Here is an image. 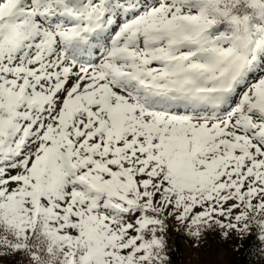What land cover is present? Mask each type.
I'll return each mask as SVG.
<instances>
[{
    "label": "snow or ice",
    "instance_id": "1",
    "mask_svg": "<svg viewBox=\"0 0 264 264\" xmlns=\"http://www.w3.org/2000/svg\"><path fill=\"white\" fill-rule=\"evenodd\" d=\"M173 230L264 264V0H0V264H169Z\"/></svg>",
    "mask_w": 264,
    "mask_h": 264
},
{
    "label": "trees",
    "instance_id": "2",
    "mask_svg": "<svg viewBox=\"0 0 264 264\" xmlns=\"http://www.w3.org/2000/svg\"><path fill=\"white\" fill-rule=\"evenodd\" d=\"M174 235L175 238L172 239L170 237L169 241V264H182L181 241H185L187 244L196 243L206 252L222 248L229 257L230 264H251V261L255 259L249 256V250H251L256 243L254 240H248L244 250L241 252L237 250V245H243L244 241L231 236L228 239H222L217 233L207 234L197 243L181 231L175 232Z\"/></svg>",
    "mask_w": 264,
    "mask_h": 264
},
{
    "label": "rangeland",
    "instance_id": "3",
    "mask_svg": "<svg viewBox=\"0 0 264 264\" xmlns=\"http://www.w3.org/2000/svg\"><path fill=\"white\" fill-rule=\"evenodd\" d=\"M170 232V237L175 238L174 233ZM182 264H230V259L222 248L212 251H203L201 247L194 244H187L181 241Z\"/></svg>",
    "mask_w": 264,
    "mask_h": 264
}]
</instances>
